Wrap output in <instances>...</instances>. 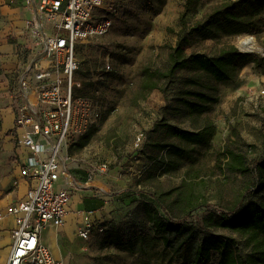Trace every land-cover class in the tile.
I'll use <instances>...</instances> for the list:
<instances>
[{
  "label": "rangeland",
  "instance_id": "obj_1",
  "mask_svg": "<svg viewBox=\"0 0 264 264\" xmlns=\"http://www.w3.org/2000/svg\"><path fill=\"white\" fill-rule=\"evenodd\" d=\"M124 1L126 17L116 21L104 37L79 50L84 83L92 85L86 87L85 96L98 101L101 120L95 136L85 148L73 154L67 152L73 162L70 165L76 171L93 172V178L107 184L109 192L134 190L138 182L142 192L164 191L178 185L186 174L197 175L206 183L208 209L226 210L244 192L247 182V178L229 176L224 170L226 149L245 153L250 168L264 161V4L243 5L241 0H197L195 6L191 5L186 10L187 0ZM231 3L233 9L230 13L238 17L236 22L218 20L210 28L191 32L215 10L227 8ZM17 6L16 0H0V44L22 40L19 36L21 24L12 18ZM188 31L191 34L190 43L185 47L187 55H216L222 49L234 47L247 58L237 61L231 81L217 82L205 74L186 69L178 72L167 86L166 94L154 90L134 104L133 97L140 84L142 69H164L169 47ZM242 35L253 37L259 51H242L237 45ZM5 56H9L11 61L3 64L0 59V121H5L3 118L9 114L12 116L15 100L11 96L16 93L17 76L25 64V59L0 51V57L4 59ZM188 79H197L218 98L201 117H188L178 108V100L186 90ZM16 99L19 100L17 96ZM205 121L213 123L215 135L203 146L181 143L157 128L160 123L168 122L182 129L194 130ZM12 134L9 130L6 135ZM139 134L143 143L135 148L134 139ZM154 142L173 143L190 152L189 157L176 160L178 167L173 176L162 174L158 167L150 168V157H164V151L157 152L151 148ZM102 165L106 167L104 174L99 172ZM15 167L14 158L0 139V183L15 174ZM101 187L104 188L103 185ZM1 192L3 188L0 186V196ZM252 198L253 195L245 194V200ZM208 209L201 208L186 220V225L193 228L192 240L232 238L238 243L242 255L247 256L250 248L245 237L220 229L213 223L207 224ZM214 216L219 219L218 213ZM124 218L133 219L128 214ZM142 230L148 235H135L136 229L127 228L126 233L120 235L121 243L116 246L103 230L94 228L86 248L76 252L69 264H181L171 248L161 241L154 242L144 253L130 250L127 247L130 239L135 241L136 247L139 237L155 241L151 240L154 236L146 221ZM0 238L8 242L0 247L1 258L10 246L11 236L8 233ZM217 259V252H213L208 264H216Z\"/></svg>",
  "mask_w": 264,
  "mask_h": 264
},
{
  "label": "built area",
  "instance_id": "obj_2",
  "mask_svg": "<svg viewBox=\"0 0 264 264\" xmlns=\"http://www.w3.org/2000/svg\"><path fill=\"white\" fill-rule=\"evenodd\" d=\"M17 1L24 32L17 55L25 64L11 96L15 100L14 109L11 105L12 157L27 189L22 198L0 210V222L5 216L13 219L5 264H63L52 256L41 235L47 227L63 224L77 188L69 146L101 119L98 101L76 94L84 81L78 54L80 47L104 37L116 21L126 17V1ZM142 143V135H136L135 148ZM99 172H106L105 165ZM88 175L91 178L94 173ZM94 228L102 231L88 223L77 235L88 242Z\"/></svg>",
  "mask_w": 264,
  "mask_h": 264
},
{
  "label": "trees",
  "instance_id": "obj_3",
  "mask_svg": "<svg viewBox=\"0 0 264 264\" xmlns=\"http://www.w3.org/2000/svg\"><path fill=\"white\" fill-rule=\"evenodd\" d=\"M197 0H187L186 10L195 6ZM243 5L247 3L264 4V0H241ZM233 4L222 10H215L201 25L192 28L191 32H199L201 29L210 28L218 20L236 22L238 17L230 13ZM185 13L182 14L184 19ZM185 26V23L183 24ZM190 31L177 39L174 46L169 47L167 63L164 69H153L144 67L141 71V79L138 90L133 97V103L144 100L154 90L166 94L167 86L172 82L178 72L190 69L205 74L217 82L231 81L235 74L237 61H243L247 55L241 53L234 47L222 49L216 55L193 53L187 55L185 47L189 45ZM84 84V85H83ZM91 83H82L77 95L85 97L86 87ZM218 101V98L207 91V87L197 79L186 81V90L178 100V108L188 117H201L209 108ZM101 120V119H100ZM160 128L169 138L180 141L191 146H203L210 142L215 135V126L212 122L205 121L204 124L194 130H186L172 125L168 122L160 123ZM98 127L89 128L76 142L71 143L68 153L73 154L85 148L93 139ZM1 130V121H0ZM114 137V135L112 136ZM116 147L118 144L115 142ZM151 148L157 152L164 151V157H150L152 165L150 168L162 169V174L173 176L178 165L176 160L189 157L190 152L184 147L173 143L154 142ZM224 170L229 176L240 175L247 178L245 190L240 197L226 210L208 209V197L206 195V183L197 175H184L178 185L164 191L149 190L142 192L140 182L134 190L127 189L122 194L124 201L130 203L139 202L144 222L150 225L154 237L150 242L148 237H139L138 246L134 240L127 241V247L132 251L144 253L154 242L161 241L166 247L171 248L173 255L180 259L181 264H208L212 253L217 252L216 264H264V161H259L254 168H250L247 156L241 151L226 149ZM139 192V193H138ZM245 194L253 195L250 200H245ZM140 196L141 201L138 199ZM206 208L210 213L206 217V223H213L216 227L238 233L245 237L250 248L247 256L242 255L238 243L232 238L203 237L199 242L192 240L193 228L186 225V220L192 214ZM218 213L219 219L214 214ZM127 214L132 217L133 212ZM126 214V216H127ZM138 227L135 235H148ZM104 235H109L111 243L118 246L121 243L120 235L126 233L121 224L104 222L99 225ZM150 235V234H149ZM192 240V241H191Z\"/></svg>",
  "mask_w": 264,
  "mask_h": 264
},
{
  "label": "crops",
  "instance_id": "obj_4",
  "mask_svg": "<svg viewBox=\"0 0 264 264\" xmlns=\"http://www.w3.org/2000/svg\"><path fill=\"white\" fill-rule=\"evenodd\" d=\"M17 2V8L13 10L12 18L17 20L21 24L19 36L22 40L15 43H2L0 44V51L10 52L14 57L18 58V45L23 43V22L21 5ZM1 62L8 64L9 56H5L4 59L0 57ZM7 66V65H5ZM13 116L7 115L3 118L5 121H1L0 139L3 142V146L7 152L13 154L14 139L13 136H7L9 130L12 128ZM16 169V168H15ZM72 177L77 183V188L73 190L71 201L68 208V213L64 219L63 224L60 227L49 226L42 233V241L51 251L52 256L60 260L71 259L75 256V253L79 250H84L88 242H84L77 235V231L88 223L101 225L104 222H114L121 224L123 229L133 228L138 233V227L144 222V214L139 202L130 203L129 200L124 201L125 190L122 189L116 192H109L108 185L102 180L89 177L88 174L71 170ZM17 180V186L12 187L13 182ZM103 185L104 188L101 186ZM0 186L3 188L0 196V210L4 211L6 205L13 201L22 198L27 189V184L24 180L19 179L17 171L9 178H5ZM128 211L134 213L133 219L124 218ZM91 212V213H90ZM90 213V214H89ZM13 227V219L11 216H5L0 222V236L10 233ZM4 240L0 238V247L4 244ZM11 248L8 247L9 251ZM8 251V254H9ZM7 254V256H8Z\"/></svg>",
  "mask_w": 264,
  "mask_h": 264
},
{
  "label": "bare ground",
  "instance_id": "obj_5",
  "mask_svg": "<svg viewBox=\"0 0 264 264\" xmlns=\"http://www.w3.org/2000/svg\"><path fill=\"white\" fill-rule=\"evenodd\" d=\"M237 45L242 51H245V52H248V53L258 52L259 51V47H258L256 41L250 35H242V36H240ZM7 243L8 242H7V239H6L4 244H7ZM8 251H9V249L7 248L5 253L1 254L0 264H5L6 263ZM63 264H68V259L63 260Z\"/></svg>",
  "mask_w": 264,
  "mask_h": 264
}]
</instances>
